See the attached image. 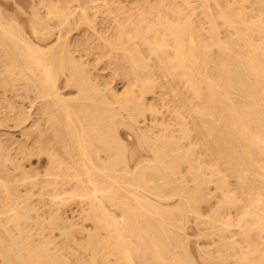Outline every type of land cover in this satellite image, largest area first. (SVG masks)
Listing matches in <instances>:
<instances>
[{
  "label": "bare ground",
  "instance_id": "obj_1",
  "mask_svg": "<svg viewBox=\"0 0 264 264\" xmlns=\"http://www.w3.org/2000/svg\"><path fill=\"white\" fill-rule=\"evenodd\" d=\"M24 1L0 0V89L6 102L7 93L35 94L39 118L10 117L0 108V126L14 123L3 136L9 144L20 134L24 159H49L42 181L53 207L44 218L32 205L42 178L30 175L32 162L15 164L0 140L1 262L196 264L198 257L203 264H264V0H138L137 13L122 0H40L41 12ZM99 7L108 33L115 31L98 37L102 53L91 54L98 67L90 68L70 33L72 22L96 31ZM118 61L131 77L121 93L98 73L99 65ZM69 88L75 97L65 94ZM11 99L7 109L17 110ZM147 114L156 137L139 126ZM123 127L152 153L134 170ZM212 200L204 218L199 205ZM70 201L87 211L80 218L95 231L78 242L68 225L55 243L51 234L67 222L60 206ZM189 243L197 246L194 260Z\"/></svg>",
  "mask_w": 264,
  "mask_h": 264
},
{
  "label": "rangeland",
  "instance_id": "obj_2",
  "mask_svg": "<svg viewBox=\"0 0 264 264\" xmlns=\"http://www.w3.org/2000/svg\"><path fill=\"white\" fill-rule=\"evenodd\" d=\"M30 1H34L33 3H34L35 5H37L36 8L40 9V7H41V5H40V0H37V2L39 3V7H38V4H36V3H37L36 0H30ZM108 1H109V2H112L113 0H112V1L108 0ZM120 1H121V0H120ZM135 1H138V0H132V1H131V0H130V1L127 0L128 3L126 2V0H125V1L122 0L123 5H125L129 11L137 13V12H138V10H137L138 8H137V7L134 8V5H136V4H133V3H135ZM26 2H27L28 4H27ZM130 2H131L132 4H131ZM129 3H130L131 6H130V5H127V4H129ZM98 4H100V2H98ZM110 4L112 5L113 2H112V3H109V5H110ZM23 5H24V6H28V5H29L28 0H25L24 3H23ZM88 5H91V3L89 2ZM111 5H110V6H111ZM114 6H115V5H114ZM129 6H130V7H129ZM132 6H133V8H132ZM128 7H129V8H128ZM130 8H132L133 11L130 10ZM99 9H100V7H99ZM99 9H98V10H99ZM101 9H102V10H101ZM101 9L99 10V11H100L99 14H96V17H95V22H96V24L98 25V26L96 25V31H93L92 29L88 28L87 26H84V25H81V24L78 25V23L72 22V28H71L72 31H71V33H70V37H72L73 39L71 38V40H73V42H75V44H73L72 47H73L74 49L77 48V51H81L82 53H81V52H79V53L82 54L83 56H84V54L86 53L87 56L89 57V53H88V52H90V57H89L90 59L85 55L86 60L89 61L90 68H91L92 66H93V67L97 66L96 59H94V58H95V57L97 58L98 56H100L99 54L102 53L101 51L99 52V49H98V48H96V47H97V46H96V45H97L96 43H98V37H103V36H104V37H107V36L109 37L110 35H112V34L114 33V32L112 33V31H115V30H114V27H113V29H111V30H110V28H109V33H108V29H107V27H108L110 24L106 22V21H107V20H106V17H105L106 14L103 12V11H104V8L101 7ZM134 9H135V11H134ZM128 10H127V11H128ZM41 11H43V9H42V10L40 9V12H41ZM90 12H91V13H90ZM102 12H103V13H102ZM42 13H43V12H42ZM88 13L91 15V14H92V10L88 11ZM101 14H102V15H101ZM104 14H105V15H104ZM97 15H98V16H97ZM100 15H101V16H100ZM91 16H92V15H91ZM99 16H100L101 18H100ZM102 16H103V17H102ZM92 17H93V16H92ZM103 18H104V21H103ZM97 19H98V20H97ZM101 21L104 23V26L106 25V26H105L106 28L103 26V23H102ZM98 22H99V24H100L101 26H103V28H105V30H107V32L104 33L105 30H103V28L98 24ZM100 22H101V23H100ZM105 22H106V23H105ZM73 23H74V24H73ZM75 24H76V25H75ZM108 24H109V25H108ZM74 25H75V26H74ZM76 26H77V27H76ZM81 26H82V27H81ZM73 27H74L75 29H74ZM99 27H100V33H99V30H98ZM110 27H111V25H110ZM76 28H77V32H78V33H76ZM84 28H85L86 30H85ZM73 29H74V30H73ZM80 29H81V30H80ZM82 30H83V31H82ZM102 30H103V32H101ZM87 31H89V32H91V33H87ZM92 31H93V32H92ZM84 32H86V33H84ZM72 33H73V34H72ZM82 33H84V34H83V35H84V40H83V35H82ZM71 34H72L73 36H72ZM76 34H79V35H77L79 39L76 38L77 36H74V35H76ZM86 34H87V35H86ZM97 34H98V36H97ZM99 34H100V35H99ZM104 34H105V35H104ZM85 35H86V36L89 35V36L86 37ZM79 36H80V37H79ZM81 38H82V39H81ZM85 38H86V39H85ZM96 38H97V40H96ZM87 39H88V40H87ZM74 40H75V41H74ZM78 40H79V41L81 40V43H80ZM82 40H83V41H82ZM85 40H86V42H84ZM91 40H92V41L94 40V41L92 42ZM95 40H96V41H95ZM87 41H88V42H87ZM77 43H78V44H77ZM83 43L86 44V45H84ZM80 44H81V45H80ZM87 44H88V45H87ZM92 44H93V45L96 44V45H94L95 48L92 46ZM77 45H79V46H77ZM82 45H84L85 47L82 46ZM76 46H77V47H76ZM79 47H80V48H79ZM83 47H84V48H83ZM89 47H90V48H89ZM85 48H86V49H85ZM79 49H80V50H79ZM84 49H85V50H84ZM89 49H91V50H89ZM93 49H95V50H93ZM83 50H84V51H83ZM92 50H93V51H92ZM86 51H87V52H86ZM95 51H96V52H95ZM91 52H92V53H91ZM93 53H94V54H93ZM98 53H99V54H98ZM91 54H93L95 57H94L93 55H91ZM97 54H98V55H97ZM104 54H106V53H104ZM93 57H94V58H93ZM83 58H84V57H83ZM85 58H84V60H85ZM92 59H93L94 61H93ZM86 60H85V61H86ZM92 62H93V63H92ZM91 63L94 64V65H91ZM95 63H96V64H95ZM120 63H121V61L115 62V63L113 64V67H112V65H107V64L103 63V64L99 65V66H102V65H103L104 67H103V66H102V68L99 67V69H101V71L98 72V73H100V74L102 73V75L106 77L105 80H107L108 82L112 83V84L114 85L115 89H117V91L121 93V92L125 89L126 85H128V82L131 81V77L126 76V75L123 74V73H124V72H123L124 68L121 67V65H117V64H120ZM89 64H88V65H89ZM119 66H120L121 68H119ZM97 67H98V66H97ZM114 67L116 68V70H115ZM112 68L114 69L115 72L112 70ZM121 69H122V71H121ZM109 70H110L111 72H109ZM118 70L120 71V74H119V71H118ZM105 71H106V72H105ZM116 71H117V72H116ZM93 72H94V70L92 71V73H93ZM103 72H104V74H103ZM112 72H113L114 74H113ZM108 73H109L110 76L108 75ZM111 73H112V74H111ZM117 73H118V74H117ZM93 74H95V72H94ZM93 74H92V75H93ZM106 74H107V75H106ZM115 74H116V75H115ZM90 75H91V74H90ZM92 75H91V76H92ZM95 75H96V74H95ZM118 75H119V76H118ZM120 75H123V76L121 77ZM124 76L127 77V79L124 78ZM96 77H97V76H96ZM96 77H95V78H96ZM108 77H109V78H108ZM114 77H116V78H114ZM118 77H119V78H118ZM107 78H108V79H107ZM111 78H112V80H111ZM113 78H114V79H113ZM109 79H110V80H109ZM117 79H118V80H117ZM123 79H124V80H123ZM102 80H103L102 78H101V79L98 78V81H102ZM120 80H121V82H120ZM122 80H123V81H122ZM113 81H115L116 84H115ZM101 83H102V82H101ZM126 83H127V84H126ZM116 85H117V87H116ZM69 89H70V90H69ZM69 89H68V90L66 89L65 94L68 92L67 95H69V97H70V96H71L72 98H73V96L75 97V94L73 95L72 92H73L74 90H77V89H75V88H72V89L69 88ZM118 89H119V90H118ZM122 89H123V90H122ZM72 90H73V91H72ZM69 91H70V92H69ZM17 93L19 94L20 97H16V98L14 97V99H13V96L11 97L12 93H10V94L7 93V94L9 95L10 99L12 98L11 100H13V101H11V103H12L13 105H15L14 107H15V109L17 108V110L7 109V108H8V105H9V102H10V99H9L8 102H6L5 99H4V97H3L4 92H3L2 89H0V106H1V104H2V106H1L0 108H2L3 110H6V113H7V114H9V113L11 112L10 115H8V116H10V117H14L15 115H17L16 113H18V116L21 115L20 117H22V118H24V119H26L27 117H29L31 114L33 115V116L31 115V116L33 117V119H38V118H39V117H38L39 115H37V112H39V111L36 109L37 107H35V106H38L39 104L37 103L38 100L36 101V99H35V97H34L35 94L32 95L33 93H30L31 95H30V94H29V95H25L22 91H18ZM17 93H15V94H17ZM71 93H72V94H71ZM74 93H76V92L74 91ZM23 94H24V95H23ZM67 95H66V96H67ZM23 96H24V97H23ZM27 96H28V97H27ZM32 96H33V97H32ZM21 97H23V98H21ZM25 97H26V98H25ZM30 97H31V98H30ZM67 97H68V96H67ZM71 97H70V98H71ZM149 97H151V96H149ZM17 98H18V99H17ZM29 98H30L31 100H30ZM32 98H33V99H32ZM2 99H3V102H2ZM16 99H17L18 101H17ZM27 99H29L28 102H30V103L32 102V103H31V104L28 103V102H27ZM23 100H25V101H23ZM21 101H22V102H21ZM5 102H6V104H5ZM16 102H17V104H15ZM23 102H24V103H23ZM33 102H35L34 104H36V103L38 104V105L36 104V105L34 106L35 108L33 107V105H34ZM19 103H20V104H19ZM3 104H5V105H3ZM18 104H19V105H18ZM25 104H26L27 106H26ZM20 105H21V107H20ZM23 105H24V107H23ZM29 105H30V106H29ZM18 107H19V108H18ZM26 107H28L29 111H28V110H22V109H27ZM29 107H31V108H29ZM32 107H33V108H32ZM20 109H21V111H20ZM35 109L37 110V112H36ZM7 110H9V111H7ZM26 111H27V112H26ZM30 111H31V112H30ZM33 111H34L35 113H34ZM8 112H9V113H8ZM21 112H22V114H21ZM23 112H24V113H23ZM14 113H15V114H14ZM25 113H26V114H25ZM28 113H29V114H28ZM11 114H12V115H11ZM19 114H20V115H19ZM123 115H124V118L127 119V118H126V114L123 113ZM35 117H36V118H35ZM147 117H148V119H149V120H148L149 122L147 121ZM149 117H150V118H149ZM145 118H146V120L144 121V123H142V124L139 125V126L141 127V130H142V129H143V130H147V129L149 128V130H150V134H151V131H152V132L155 131V132H153V133L151 134V136H152V137H153V136L156 137V136L158 135L159 132L156 131L155 129H154V130L152 129V120H151L152 117H151L149 114H147ZM162 118H163V115L158 116V119H160L159 122L162 121ZM168 118H169V116L166 117L165 121L170 122V118H169V121L167 120ZM2 120H4V119H1V121H2ZM145 122H146V123H145ZM6 123H7V125H6ZM6 123L4 122L3 127L0 126V128H2V129H0V132L3 131V130L5 131L6 129L9 128V126H11V127L14 126V125H13L14 123H13L12 121H10V122L8 121V122H6ZM171 123H172V122H171ZM9 124H12L13 126H12V125H9ZM145 124H146V125H145ZM148 124H149V125H148ZM6 126H7V128H6ZM145 126H146V127H145ZM11 127H10V128H11ZM144 127H145V128H144ZM146 128H147V129H146ZM127 129H128V128L123 127V128L120 129L119 133H120V138H121V140L123 139L122 141L127 145V151H126L127 153H126V155H127V160H128L129 167H130V169L132 168L131 170H134V168L136 167V165H135L136 162H137V164L139 163L138 160H139V161L142 160V161H145V162H149V161H151V160H152V153H151V151L149 150L148 147L143 148V149H144V150H143L142 147H140L139 144H138V137L135 136V134L132 133L129 129H128V130H127ZM4 131H3V133L1 132V133H2V136H1V133H0V136H1V137H0V140H1V142H3V143H4V141L6 140L5 143H4L5 145H7V149H8V150H6V151H7L6 153H11L10 155H11L12 159L15 161V164H16V163L18 164V163L21 161V162L25 165V168H28V165L32 162L33 165L30 164V166H32V167H29V168L27 169V170L30 172V175L35 176V178H36L37 180H40V178H42L40 181H38V182H39V184H38L39 186H36V187H35L36 189L34 188L35 190H34V189L32 190V192H34V196L36 195L35 197L33 196V198H32V199H33V200H32V205H33L35 208H37V209L39 208V209H38L39 211L42 210V211H41L42 213H43V212L45 213V216H43L44 218H45V217H46V218H49V215H48V214H49V212L52 210V207H53V206H52V201H53L52 199H53V198H52V197L49 198V196H48L47 194H44V192H46L45 189H43L45 183H44V181H42V180L45 179V174H46V172H47V170L49 169V166H50V165H49V163H50L49 159L47 158L46 155H39L38 153L35 154V155H33V156L31 157V158H32V159H31V160H32L31 162H29L28 159H24L27 153L20 154V153H19V150H18V147H19V146L24 145V142H23V140H22L20 134H19L18 132H17V134L15 133L14 135L11 134V136H12V137H10V139L12 138L11 142H10L9 144H8V143L6 144V142H7V138H6L5 136H3L4 134H6V132H4ZM125 134H126V135H125ZM127 134H128V135H127ZM129 134H130L131 136H130ZM133 134H134V135H133ZM153 134H154V135H153ZM14 136H15V138H13ZM129 136H130V137H129ZM3 137H4V138H3ZM127 137H128L129 139H127ZM132 137H133V138H132ZM2 138H3V139H2ZM19 138H21V139H19ZM131 138L133 139L132 141H131ZM140 139H141V138H140ZM153 139H154V138H153ZM14 140H15V141H14ZM17 140H18L19 142H18ZM135 140H136V141H135ZM12 141H14V143H13ZM127 141H128V142H127ZM136 142H137V144H136ZM16 143H17V144H16ZM127 143H128V144H127ZM131 143H132V144H131ZM11 144H12V147H15L14 149L11 147ZM15 144H16V146H15ZM20 144H21V145H20ZM8 145H9V147H8ZM129 145H132L133 147H131V146H129ZM137 145H138V146H137ZM17 146H18V147H17ZM16 147H17V148H16ZM146 148H147V150H145ZM134 149H135V150H134ZM10 150H11V151H10ZM14 150H15V151H14ZM16 150H18V151H16ZM129 150L132 151V152L129 153ZM140 151H141L143 154L140 155V153H141ZM144 151H146L145 153H146L147 155L144 153ZM15 152H16V153H15ZM135 152H136V153H135ZM13 153H14V154H13ZM128 153H129V154H128ZM148 153H149V154H148ZM150 153H151V154H150ZM24 154H25V155H24ZM130 154H131V155H130ZM18 155H20V157H19ZM22 155H23V156H22ZM38 155L40 156V158H39ZM34 156H35V157H34ZM37 156H38V157H37ZM128 156H129V157H128ZM137 156H138V157H137ZM141 156H143V157H141ZM145 156H146V157H145ZM15 157H16V158H15ZM36 157H37V158H36ZM44 157L47 159L46 161H45ZM130 157H131L132 159H130ZM135 157H136V158H135ZM139 157H140L141 159H140ZM17 158H18V161H19V162L16 160ZM21 158H22V159H21ZM33 158H35V159H33ZM138 158H139V159H138ZM144 158H145V160H144ZM147 158H148V159H147ZM149 158H150L151 160H150ZM23 159H24V160H23ZM36 159H37V160H36ZM40 159H42V160H40ZM129 159H130V160H129ZM146 159L149 160V161H146ZM22 160H23V161H22ZM43 160H44L45 163L43 162ZM135 160H136V161H135ZM25 161H27L29 164H28L27 162H25ZM35 161H36V162H35ZM38 161H39V163H37ZM21 162H20V163H21ZM40 162H41V163H40ZM42 162H43V163H42ZM47 162H48V164H46ZM133 162H134V163H133ZM36 163H37V165H36ZM131 163H132V164H131ZM40 164L42 165L43 168H42V167H39ZM43 164H44V166H43ZM26 165H27V166H26ZM41 165H40V166H41ZM132 165H134V166H132ZM45 166H46V167H45ZM11 167L14 168L12 165H10V168H11ZM33 167H34V168H33ZM35 167L38 168V169L36 170ZM47 167H48V168H47ZM133 167H134V168H133ZM30 168H31V169H30ZM45 168H46V169H45ZM44 169H45V170H44ZM34 170H35V172H34ZM38 170H39V171H38ZM43 170H44V173H42ZM11 171H13V170H11ZM32 171H33V172H32ZM36 171H38V172H36ZM15 172H16V171H15ZM38 173H39V174H38ZM12 174H14V173H11V176H12ZM40 174H41V175H40ZM42 174H43V175H42ZM19 176H20V175H19ZM19 176H18L19 183H22V181H21L22 178L19 177ZM40 176H41V177H40ZM43 176H44V177H43ZM188 180H189V179H188ZM188 182H189V181H188ZM43 183H44V184H43ZM188 185H189V186H192L191 182L188 183ZM20 189H21V191H22V194H24V193L26 194V193L28 192V190H26L27 187H26V189H25V187L22 186V187H20ZM23 190H24V192H23ZM25 191H26V192H25ZM38 191H39V192H38ZM36 192H37V193H36ZM42 192H43V193H42ZM207 193H211V190L206 191V194H207ZM41 194H42V195H41ZM38 195H39V196H38ZM47 196H48V197H47ZM206 196H207V195H206ZM43 197H44V198H43ZM38 198H39V199H38ZM35 199H36V200L38 199V201H36ZM41 199H42V201H41ZM39 200H40V202H39ZM45 200H46V201H45ZM50 201H51V203H50ZM34 202H37V203H38L37 205H38L39 207L36 206V203H34ZM73 202H74V201H70V203L68 202V204L65 205V206H68V207H65L64 205L60 206V210H62V212L65 211V212H63V213L60 212V213L62 214V218L64 217L65 220L67 221L66 224H62L60 227H61V228H62V227H63V228L65 227V229H67V228H68V227H67L68 225L71 226V227L74 229V234H76V235H75V238H76V236H77L78 239H81L80 241L83 242V241H85V239H86V238L84 239V237H85L84 234H86L87 231H88V232H93V231H95V229H94V227L91 228L93 224H92V222H91L90 220H86V219H84V217L87 216V214H85L87 211H83V210L81 209V211H82V212H81L80 209H79V207H78L79 205H78L76 202H74V203H73ZM214 202L216 203V200H212V201H208V202H202V203L199 205V211H200V213H201L203 216L205 215L204 218H207V217L212 213V212L210 213L209 211H212V210L214 209V206H215V205H214V204H215ZM43 203H44V204H43ZM45 204H46L48 207H46ZM69 204H71V205H69ZM72 204H73V205H72ZM42 206L45 207V209H44ZM71 206H72V207H71ZM48 208H49V209H48ZM62 208L66 209V210H64V209H62ZM67 208H70V209L72 208V209H71V211H70V209H67ZM208 208H209L210 210H209ZM40 209H41V210H40ZM211 209H212V210H211ZM68 210H69L70 212H69ZM72 210H74V211H72ZM75 210H76V211H75ZM46 211H48V213H47ZM202 211H203L204 213H203ZM67 212H68V213H67ZM74 212H75V213H74ZM208 212H209V213H208ZM70 213H71L72 215H71ZM65 214H66V217H67V218L64 216ZM77 214H78V215H77ZM79 214H80V215H79ZM115 214H116V213H115ZM46 215H47L48 217H47ZM68 216H69L70 219H68ZM70 216H72L74 219H72V217H70ZM77 216H78V217H77ZM80 216H84V217H81V218H82V219H81ZM117 216H118L119 218H121L119 213L116 214V217H117ZM64 218H63V220H64ZM65 220H64V222H65ZM80 220H81V221H80ZM84 220H86L85 222H87V223H85ZM69 221H70V222H69ZM73 221H74V222H73ZM68 222H69V223H68ZM88 222H90L91 224L88 223ZM76 223H77V224H76ZM79 223L82 224V225H80L81 228L79 227ZM83 223L86 224V226L84 225L85 229H84V227H83ZM70 224H71V225H70ZM64 225H65V226H64ZM74 225H76V226H74ZM186 226H187V227H185V231H186V233H187L188 235H191V233L193 234L194 232H190V231H194V230H192V229H193V226H194V223H192V221H191V223L187 224ZM77 227H78V229H77ZM82 227H83V228H82ZM191 227H192V228H191ZM63 228H62L61 230H60V229L56 230L57 233H59V234H57V233H52V234H51V237L55 235L54 237H52V239H53L54 242H55L56 240H57L59 243L61 242V239H62V238H60V233H61V231L65 230V229H63ZM188 228H191V229H188ZM76 229H77V231H76ZM80 229H81V230H80ZM82 229H84L85 231L82 230ZM90 229H91V230L93 229V230L91 231ZM86 230H87V231H86ZM189 230H190V231H189ZM56 231H55V232H56ZM75 231H76L77 233H76ZM81 231H82V232H81ZM188 231H189L190 234L188 233ZM79 232H81V233H79ZM53 234H54V235H53ZM80 235H82V236H80ZM83 235H84V236H83ZM55 237H56V238H55ZM189 237H190V236H189ZM59 238H60V239H59ZM82 238H83V240H82ZM55 239H56V240H55ZM58 239H59V240H58ZM62 240H63V239H62ZM76 240H77V238H76ZM77 241L80 242L79 240H77ZM58 242H55V243H58ZM192 245H193V248L191 247ZM191 246H190V243H189V247H190V250H189V251H190V252L193 251V253H192V252L190 253V254H192L191 256H193V257H192V259H193L194 257L198 256V254H195L197 246H196L195 244H191ZM194 246L196 247L195 249H194ZM202 247H203V246H202ZM191 248H192L193 250H192ZM205 248L208 249L207 246H204V249H205ZM209 248H210V247H209ZM194 251H195V252H194ZM196 253H197V252H196ZM194 254H195V255H194ZM194 259H195V258H194ZM194 259H193V260H194ZM197 259H198V260H197ZM196 260H197L198 262H197ZM1 261H2V260L0 259V263L3 264V262H1ZM199 261H200V259H199L198 257H196V259H195L194 262H195V263L197 262L196 264H199ZM200 262H201V261H200ZM201 264H203V263L201 262Z\"/></svg>",
  "mask_w": 264,
  "mask_h": 264
}]
</instances>
